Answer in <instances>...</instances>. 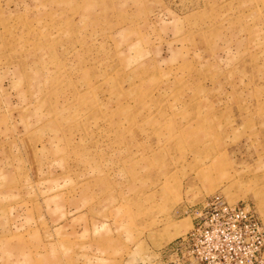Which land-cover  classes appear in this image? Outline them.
I'll list each match as a JSON object with an SVG mask.
<instances>
[{
    "label": "rangeland",
    "instance_id": "374dc122",
    "mask_svg": "<svg viewBox=\"0 0 264 264\" xmlns=\"http://www.w3.org/2000/svg\"><path fill=\"white\" fill-rule=\"evenodd\" d=\"M213 194L264 223V0H0V264H241Z\"/></svg>",
    "mask_w": 264,
    "mask_h": 264
},
{
    "label": "built area",
    "instance_id": "2783aa9c",
    "mask_svg": "<svg viewBox=\"0 0 264 264\" xmlns=\"http://www.w3.org/2000/svg\"><path fill=\"white\" fill-rule=\"evenodd\" d=\"M192 214L191 228L177 243L186 246L200 262L213 261L217 252L226 256L233 248L250 250L241 264H264V223L250 206L231 204L221 194H213Z\"/></svg>",
    "mask_w": 264,
    "mask_h": 264
}]
</instances>
